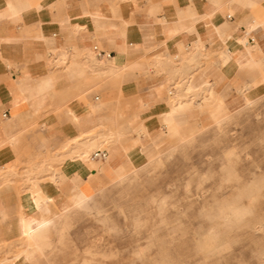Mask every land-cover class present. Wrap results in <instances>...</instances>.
<instances>
[{
	"label": "rangeland",
	"instance_id": "374dc122",
	"mask_svg": "<svg viewBox=\"0 0 264 264\" xmlns=\"http://www.w3.org/2000/svg\"><path fill=\"white\" fill-rule=\"evenodd\" d=\"M52 52L53 57L44 58L46 68L57 74L68 71L73 88L52 91L54 102L38 116L63 114L74 97L84 106L100 88L117 85L110 78L113 69H103L104 57L97 58L93 48ZM200 57L204 64L212 53ZM169 59L174 65V58ZM177 61L164 97L169 107L192 100L184 110L190 120L181 136H165L159 142L151 137L135 167L118 166L112 182L93 190L81 187L87 197L52 216L49 246L36 251L28 259L31 264H264V72L243 91L250 102L229 108L213 90L210 99H204L208 91L200 85L184 92V80L192 73L187 69L199 62L192 48H181ZM97 102L99 125L80 131L79 141L55 143L38 134L36 122L24 126L29 138L22 135L24 144L14 161L0 166V191L10 188L21 194L19 217L32 211L25 206L32 182L56 177L61 163L78 147L127 144V136L144 131L128 128L119 100ZM24 246L21 233L1 239L0 264L25 262L20 260Z\"/></svg>",
	"mask_w": 264,
	"mask_h": 264
},
{
	"label": "crops",
	"instance_id": "0c3cea01",
	"mask_svg": "<svg viewBox=\"0 0 264 264\" xmlns=\"http://www.w3.org/2000/svg\"><path fill=\"white\" fill-rule=\"evenodd\" d=\"M255 11L260 13L254 16ZM263 13L264 0H0V166L14 161L24 144L26 124L36 122L38 134L61 142L99 125L97 100L120 101L128 128L144 131L127 136V144L116 141L95 148L107 150L106 158L62 162L54 181H39L49 195L45 213L52 219L76 202L75 197L85 196L81 187L93 190L112 182L118 166L135 167L150 138L168 134L166 121L173 126L170 136L181 135L189 114L183 109L172 111L181 100L169 107L164 97L181 48H192L199 58L187 69L193 88H183L184 92L196 91L200 85L208 91L204 99H210L213 90L229 108L244 104L243 91L264 72ZM96 43L110 53L102 58L103 69H113L110 78L117 85L100 88L99 95L87 97L84 106L74 97L63 114L38 116L54 102L49 97L52 91L73 88L71 74L46 68L45 56L53 57V49L72 53ZM207 51L212 58L203 64L200 55ZM226 54L229 59L223 62ZM170 57L174 65L169 64ZM163 67L165 71L159 72ZM261 84H256V97ZM20 203L21 194L10 188L0 191V240L19 236L24 217L45 218L37 209L19 217ZM36 251L43 252L38 246L22 247L20 260L25 262L14 264H31L28 259Z\"/></svg>",
	"mask_w": 264,
	"mask_h": 264
},
{
	"label": "bare ground",
	"instance_id": "6f19581e",
	"mask_svg": "<svg viewBox=\"0 0 264 264\" xmlns=\"http://www.w3.org/2000/svg\"><path fill=\"white\" fill-rule=\"evenodd\" d=\"M222 59H223V62H227V59H229V54H226ZM184 82H185V85L183 86V88L187 90L193 88V84H192L193 79L191 77H189ZM211 93L212 92H209V94ZM244 99H245L244 102H250L252 98H250L249 95H244ZM191 102L192 100H187L183 102L179 101L177 106L171 107L172 108L171 110L172 111L179 110V109L185 110V108H187L191 104ZM165 123H166L165 125L168 131V134L162 133L158 137L153 138V141L159 142L163 137L167 135L170 136V131L173 130V126H171L169 121H166ZM177 136H181V135L178 134ZM79 140H80L79 137L74 139V141H79ZM94 151L95 150H91V148L88 146L78 147L76 150H74L73 154H71L70 157L66 160L65 164L66 163L68 164L70 162L72 163L75 161H79L80 159L86 160V159L93 158L92 154ZM50 180L54 181L55 179L52 178ZM32 183H33L32 186H29L25 193V201H26L25 206L29 210L37 209L41 215L45 216V218H41V217L22 218L20 220L22 239L25 244L24 250L34 247V246H38L42 251H44L49 246V227H50L49 225H50L51 219L49 218V215L45 213L46 204L49 199V195L43 187L39 186L38 183H35L34 181ZM85 197H87L86 192H85V196L82 198L75 197L76 202H74L73 204L80 205Z\"/></svg>",
	"mask_w": 264,
	"mask_h": 264
},
{
	"label": "built area",
	"instance_id": "2783aa9c",
	"mask_svg": "<svg viewBox=\"0 0 264 264\" xmlns=\"http://www.w3.org/2000/svg\"><path fill=\"white\" fill-rule=\"evenodd\" d=\"M227 17L230 18L231 15L228 14ZM92 48H93V50H94L95 55H96L97 58L109 57L110 56V53L101 50L100 48H98L97 45H93ZM171 89H173V88H171ZM171 92L172 91H170V94H171ZM5 115L6 114L3 113V116H5ZM107 153L108 152L105 149H97V150H95L93 152L92 156H93V158H106L107 157Z\"/></svg>",
	"mask_w": 264,
	"mask_h": 264
}]
</instances>
